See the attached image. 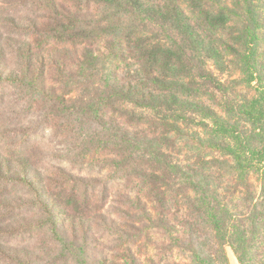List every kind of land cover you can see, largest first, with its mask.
<instances>
[{
  "label": "trees",
  "instance_id": "obj_1",
  "mask_svg": "<svg viewBox=\"0 0 264 264\" xmlns=\"http://www.w3.org/2000/svg\"><path fill=\"white\" fill-rule=\"evenodd\" d=\"M77 1L58 3L68 42L48 66L27 52L2 80L32 85L47 115L83 148L109 151L103 166L135 188L125 214L101 218L114 239L99 251L63 222L76 211L30 162L15 170L0 153V179L27 186L41 209L53 259L230 264L231 248L239 264H264V0Z\"/></svg>",
  "mask_w": 264,
  "mask_h": 264
},
{
  "label": "rangeland",
  "instance_id": "obj_2",
  "mask_svg": "<svg viewBox=\"0 0 264 264\" xmlns=\"http://www.w3.org/2000/svg\"><path fill=\"white\" fill-rule=\"evenodd\" d=\"M60 1L0 0V153L15 164V170L20 158L30 162L40 183L61 195L76 211L64 218L67 227L79 233L89 231L96 249L105 252L114 237L105 230L101 218L125 214L126 205L121 201L135 186L122 178L123 172L103 166L109 151L83 148L64 120L47 115L50 105L32 85L2 80L13 70L22 71L27 52L32 51L38 57L37 67H43L48 66L44 62L47 57L57 53L56 48L66 46L68 35L60 37L56 20ZM68 1L63 0L66 8L71 7ZM11 179H0V264H73L53 259L55 238L34 195L27 186ZM52 199L57 211H62L59 201ZM227 251L230 264H239L232 249Z\"/></svg>",
  "mask_w": 264,
  "mask_h": 264
}]
</instances>
